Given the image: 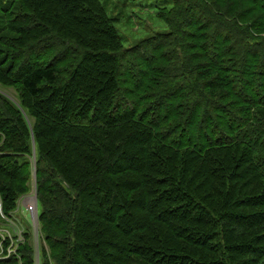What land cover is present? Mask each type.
Returning a JSON list of instances; mask_svg holds the SVG:
<instances>
[{"label": "trees", "instance_id": "obj_1", "mask_svg": "<svg viewBox=\"0 0 264 264\" xmlns=\"http://www.w3.org/2000/svg\"><path fill=\"white\" fill-rule=\"evenodd\" d=\"M147 4L0 0V208L35 175L39 264H264V0Z\"/></svg>", "mask_w": 264, "mask_h": 264}, {"label": "rangeland", "instance_id": "obj_2", "mask_svg": "<svg viewBox=\"0 0 264 264\" xmlns=\"http://www.w3.org/2000/svg\"><path fill=\"white\" fill-rule=\"evenodd\" d=\"M120 1L122 6H124H116L115 9L120 21L118 22V26L121 28V33L128 39L127 43L134 42L145 36L148 33L147 29L151 27L155 29L166 28V23L154 15L153 8H151L150 4H147L149 0H129L125 4L124 0ZM0 91L9 95L15 101H19L16 86L0 82ZM31 187L29 192L20 197L17 208L13 211L11 217L6 216L0 208L2 220L0 223L1 239H5L7 235L10 238L13 236L18 238V235L22 234V237L17 241L13 238L9 239L8 244L3 243L2 240L0 242V251L3 250L6 256L17 253V249L22 245L24 239L23 233L25 230H28L31 233L32 242L35 247L36 264H39L41 259L40 249L44 241L39 223L41 207L37 200L35 175H33Z\"/></svg>", "mask_w": 264, "mask_h": 264}, {"label": "built area", "instance_id": "obj_3", "mask_svg": "<svg viewBox=\"0 0 264 264\" xmlns=\"http://www.w3.org/2000/svg\"><path fill=\"white\" fill-rule=\"evenodd\" d=\"M21 237H22V234L20 236L18 235V238L16 240H19ZM3 255L6 256V254L3 253V250H2V251H0V256H3Z\"/></svg>", "mask_w": 264, "mask_h": 264}]
</instances>
